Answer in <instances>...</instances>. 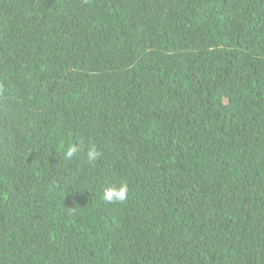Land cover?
Listing matches in <instances>:
<instances>
[{"label":"trees","instance_id":"16d2710c","mask_svg":"<svg viewBox=\"0 0 264 264\" xmlns=\"http://www.w3.org/2000/svg\"><path fill=\"white\" fill-rule=\"evenodd\" d=\"M0 89V264H264V0H0Z\"/></svg>","mask_w":264,"mask_h":264},{"label":"clouds","instance_id":"9594fccd","mask_svg":"<svg viewBox=\"0 0 264 264\" xmlns=\"http://www.w3.org/2000/svg\"><path fill=\"white\" fill-rule=\"evenodd\" d=\"M4 94V90L0 89V96ZM79 145L69 144L64 151V159L70 160L79 150ZM100 153L97 152L95 146H90L86 153V159L89 163L95 161ZM128 185L122 183L119 187H106L102 192V199L105 202H124L128 196Z\"/></svg>","mask_w":264,"mask_h":264}]
</instances>
